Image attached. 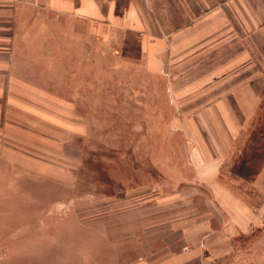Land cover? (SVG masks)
Masks as SVG:
<instances>
[{
    "label": "crops",
    "instance_id": "obj_1",
    "mask_svg": "<svg viewBox=\"0 0 264 264\" xmlns=\"http://www.w3.org/2000/svg\"><path fill=\"white\" fill-rule=\"evenodd\" d=\"M93 50L165 86L217 213L128 264H217L264 224V0H0V147L29 118L77 115L76 55Z\"/></svg>",
    "mask_w": 264,
    "mask_h": 264
},
{
    "label": "rangeland",
    "instance_id": "obj_2",
    "mask_svg": "<svg viewBox=\"0 0 264 264\" xmlns=\"http://www.w3.org/2000/svg\"><path fill=\"white\" fill-rule=\"evenodd\" d=\"M76 61L77 115L59 131L29 118L0 147V264H128L217 215L204 214L165 86L119 56ZM232 247L217 264H264V224Z\"/></svg>",
    "mask_w": 264,
    "mask_h": 264
}]
</instances>
